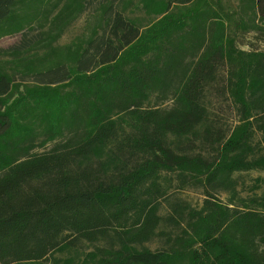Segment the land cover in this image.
Instances as JSON below:
<instances>
[{
    "label": "trees",
    "instance_id": "obj_1",
    "mask_svg": "<svg viewBox=\"0 0 264 264\" xmlns=\"http://www.w3.org/2000/svg\"><path fill=\"white\" fill-rule=\"evenodd\" d=\"M250 33L264 0H0V264H264Z\"/></svg>",
    "mask_w": 264,
    "mask_h": 264
},
{
    "label": "rangeland",
    "instance_id": "obj_2",
    "mask_svg": "<svg viewBox=\"0 0 264 264\" xmlns=\"http://www.w3.org/2000/svg\"><path fill=\"white\" fill-rule=\"evenodd\" d=\"M86 16L87 15L84 14V16L80 20H78L69 28V30L62 39L63 43L71 41L81 32L85 23ZM19 41H20V35L8 36L0 40V47L7 49L16 45ZM238 46L246 51H251V50L264 51V39L261 36L257 35L256 33H250L239 38ZM49 148L50 147H48L47 149ZM181 195L186 200L191 202L193 205H200L204 198L203 195H201L200 191H196V190H186L183 191ZM221 199L225 200L226 196L222 195Z\"/></svg>",
    "mask_w": 264,
    "mask_h": 264
}]
</instances>
